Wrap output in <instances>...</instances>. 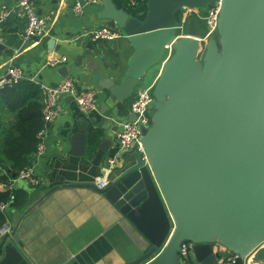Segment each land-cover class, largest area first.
<instances>
[{"label": "water", "instance_id": "obj_1", "mask_svg": "<svg viewBox=\"0 0 264 264\" xmlns=\"http://www.w3.org/2000/svg\"><path fill=\"white\" fill-rule=\"evenodd\" d=\"M215 1L217 41H200L204 28L193 19L177 35L180 6L203 11ZM100 3L96 18L113 23L133 48L118 84L100 81L97 66L89 67L91 81L116 102L135 93L171 44L151 88V123L141 130L146 161L134 150L135 162L98 188L146 242L124 264H178L181 240L193 243L198 264L223 257L213 251L217 244L237 252L242 264H264V0H145L135 15L111 0ZM82 62L76 56L57 73ZM88 122L100 131L97 119ZM86 123L69 134L74 155L83 154ZM106 143L108 136L97 146L106 150Z\"/></svg>", "mask_w": 264, "mask_h": 264}, {"label": "crops", "instance_id": "obj_2", "mask_svg": "<svg viewBox=\"0 0 264 264\" xmlns=\"http://www.w3.org/2000/svg\"><path fill=\"white\" fill-rule=\"evenodd\" d=\"M111 1L114 7L129 15L145 10V0H135L133 4L128 0ZM14 2L0 0V5L11 6ZM76 3L81 5L80 13L72 9ZM35 7L48 25L47 36L37 42H22V17L14 13L3 20L0 24V75L13 65L19 67L24 76L32 77L40 88L51 87L64 76L57 73L58 68L70 66L78 56L85 63L65 75L75 77L77 89L82 90L85 85L84 89L94 90V111L83 114L70 96L59 97L55 102L57 113L48 123L44 149L40 155L31 157L37 185L17 178L0 182V190L19 189L25 194L17 205L4 209L7 230L0 232V264H124L136 258L146 242L98 191V184H106L135 162V149L119 154L115 141L118 122L127 120L130 115L133 94L116 102L107 89L91 81L89 67L97 66L100 81L111 80L118 84L127 70L133 48L120 36L113 39L114 48L112 40L91 41L77 37L85 30L113 25L96 18L101 9L100 0L91 5L83 4L82 0H35ZM168 55L164 50L160 63L144 73L135 90L153 86L161 61ZM49 57H64L65 61L48 66L45 60ZM78 72L86 73L77 79ZM12 118L13 115L0 106V124L5 125ZM92 118L98 120L100 133L96 146L90 150L86 133L92 128L88 122ZM81 120L87 121L83 154L74 155L70 150L76 147L71 144L69 134ZM104 136L109 137V143L105 144L106 150H101L97 144ZM113 153L117 155L115 166L105 169L104 160ZM89 183L93 188L87 186ZM12 230H15L14 236ZM213 251L223 254L224 249L217 244ZM191 256L198 264L193 253ZM221 261L222 257L215 264Z\"/></svg>", "mask_w": 264, "mask_h": 264}, {"label": "built area", "instance_id": "obj_3", "mask_svg": "<svg viewBox=\"0 0 264 264\" xmlns=\"http://www.w3.org/2000/svg\"><path fill=\"white\" fill-rule=\"evenodd\" d=\"M83 4H96L98 0H82ZM130 4L135 3V0H128ZM220 2L215 1L205 6L202 11L195 7L180 6L179 19L176 25L177 35H182L184 27L189 19H193L198 25L203 27V34L199 39L205 42L208 38H212L216 32V23L218 17ZM73 11L80 13L81 5L76 3L73 6ZM17 13L23 19V26L21 29L20 39L22 42L40 41L48 34V25L45 19L36 13L35 0H15L11 5H0V24L10 15ZM119 35L118 30L114 25L100 26L94 29L85 30L80 33V38L91 41H110ZM164 50L168 53L171 51V44H165ZM65 61L64 57H49L45 60L48 66H54ZM28 78V80L35 81L32 77L24 76V72L17 67L10 65L5 72L0 75V88L5 85L16 83L20 79ZM152 86L147 88H139L135 90L133 99L130 102L129 111L134 115L132 120L120 121L117 124L115 131L116 151L119 154L130 150H137L140 158L146 161L145 154L140 145L141 130L147 128L151 123L152 105L154 98L151 93ZM42 100L40 114L42 119V126L36 133V145L32 152V157L40 155L44 149V138L48 123L56 115L55 102L61 96H70L77 104L78 108L83 114H90L94 111V90L86 88L79 90L76 87V79L71 75H64L54 86L41 87ZM117 155L116 153L109 154L104 160V168L111 169L115 166ZM17 179L27 181L31 185H37L38 179L33 174L32 166H23L16 174ZM100 187L104 182H99ZM6 203H0V210L4 211ZM7 225L3 224L0 232H5ZM192 242L188 240H181L177 247L176 259L178 264H195L192 260ZM224 255L221 264H234L236 260H243V257L231 249L223 246Z\"/></svg>", "mask_w": 264, "mask_h": 264}, {"label": "trees", "instance_id": "obj_4", "mask_svg": "<svg viewBox=\"0 0 264 264\" xmlns=\"http://www.w3.org/2000/svg\"><path fill=\"white\" fill-rule=\"evenodd\" d=\"M42 93L38 83L20 79L0 88V106L13 115L10 122L0 124V182L12 180L25 165H31L37 142L36 133L42 126L40 114ZM99 130L90 129L86 135L88 149L96 146ZM19 189H1L0 203L15 206L24 198ZM5 214L0 210V229ZM234 264H242L240 259Z\"/></svg>", "mask_w": 264, "mask_h": 264}, {"label": "rangeland", "instance_id": "obj_5", "mask_svg": "<svg viewBox=\"0 0 264 264\" xmlns=\"http://www.w3.org/2000/svg\"><path fill=\"white\" fill-rule=\"evenodd\" d=\"M205 9V8H204ZM196 22L198 23V21L196 20ZM212 38L214 39V40H218V38H219V35L215 32L214 34H213V36H212ZM7 206V205H6ZM4 212V211H3Z\"/></svg>", "mask_w": 264, "mask_h": 264}]
</instances>
